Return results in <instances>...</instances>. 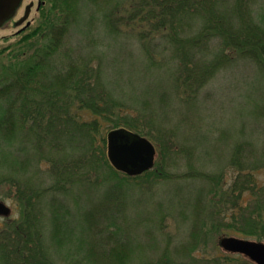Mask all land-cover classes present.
<instances>
[{
  "label": "trees",
  "instance_id": "16d2710c",
  "mask_svg": "<svg viewBox=\"0 0 264 264\" xmlns=\"http://www.w3.org/2000/svg\"><path fill=\"white\" fill-rule=\"evenodd\" d=\"M42 1L36 27L0 51H11L0 58V193L4 189L20 207V218L0 228V255L9 264L173 261L167 252L138 261L131 251L134 218L128 205L136 200L130 182L150 189L166 164L161 159L136 177L115 171L106 134L119 127L153 139L162 156L176 154L187 163L183 178L206 184L191 189L187 200L194 225L209 222L210 232L218 234L219 219L229 209L235 231L261 239L264 184L256 173L264 169V82L260 92L246 97L252 122L237 129L240 137L227 152L218 140L212 168L205 162L209 151L197 145L213 131L198 129L197 112L187 111L197 108L200 91L217 73L239 58L258 62L264 81V1ZM117 51L132 55L133 71L152 75L150 84L128 99L117 94L124 89L122 77L108 81L107 64L111 73L121 74ZM175 114L186 119L182 140H176L174 125H163ZM199 235L185 244L187 263H199L193 255Z\"/></svg>",
  "mask_w": 264,
  "mask_h": 264
},
{
  "label": "rangeland",
  "instance_id": "374dc122",
  "mask_svg": "<svg viewBox=\"0 0 264 264\" xmlns=\"http://www.w3.org/2000/svg\"><path fill=\"white\" fill-rule=\"evenodd\" d=\"M41 1L42 0H25L14 21L21 19L24 14L25 6L33 2L32 11L28 19L19 26L13 24L12 21L6 25L5 29H0V51L16 42L24 34L31 32V30L36 27L38 18L40 17L36 9ZM263 1L264 0H256L255 4L258 5V3H262ZM259 21L261 22V11ZM134 48L132 47L130 50H134ZM10 52V50L4 51L3 54L0 55V58H8ZM117 54H119V58L115 66L120 70L121 74L111 73L112 67L107 64L108 81L116 79L119 82L118 77H122L123 85L121 88L124 87V89L121 90L118 87L119 90L117 94L118 97L122 96L128 99V96L132 95L133 92L141 93L143 88L150 84L148 78L152 77V75L144 72L141 73L140 70L133 71V67L130 66L129 63L132 55L129 56V52L119 53L117 51ZM0 60L2 61V59ZM236 64L239 65L238 68H235ZM258 64V62L255 63L250 58H239L235 62L225 65L210 82L209 86L204 87L200 91V101L197 108L192 112L186 110L188 116H193L194 113L197 112L198 116L193 119V123L198 129L201 131L211 129V131H213L210 140L209 137L211 133H208V141L206 137H203L204 140H201L197 145L198 149L209 151V156H207V154L205 155V162L209 165V168L213 167L209 159L211 156L214 157L216 155L215 147L218 145V140L221 141L222 151L227 152L228 148L232 146V143L240 137L237 133V129H242L244 125L247 126L252 122L246 97L254 94L257 88L258 92H260L263 85L264 81L261 80V70ZM259 100H261V98ZM152 107L155 106L152 105ZM174 108H177L176 104H174ZM150 109L152 108H149V110ZM181 115L182 114L171 115V118L163 124L167 128L171 125L176 127L178 132L176 140H182L185 134V128H187L185 123L186 119L181 117ZM87 117L92 118V114L88 112ZM110 131L111 130L108 132ZM250 133H252V136L255 134L254 130H250ZM188 138L191 139L190 137ZM147 139L154 145L156 151L153 170L161 159L166 166L165 168L162 167L160 173H158V176H160L158 182L156 181L149 185L151 187L150 189L141 190L137 188L134 183L130 182V184L133 185L131 187V193L134 200H136L134 205L132 203L128 205L130 208L129 213L134 218L133 222H131L133 227L130 228V238L132 243L131 251L136 254V259L139 257L138 261L142 259L154 261V259H159L167 252L173 259L170 264H174L173 262H178L179 264H195L194 262L187 263L185 255L187 249L184 250V247L186 243H194L195 234V238H197L200 233L198 239L199 243L197 244L196 250L193 252L195 259L199 262L198 264H241L247 258L239 254L229 253L222 249L217 244L219 238L226 235L227 237L234 236L253 241L261 240V242H264V232L261 233V239H259L255 235H246L242 232L235 231L233 226L230 225L232 220L229 209L225 210L223 216L219 219L223 226L218 234L210 232L211 223L209 222L205 224V227L199 224V221L198 225H194L192 222L195 221V218H193V212L187 205V200L190 197L191 189L198 186L202 187L206 184L200 181V179L195 180L196 177L194 176L183 178V174L187 170L186 161L178 160L175 156L176 154L174 155L173 153L169 157L167 154L162 156L160 154V150L163 151L161 145L151 138ZM207 160L209 161L207 162ZM44 169L48 175L49 172L47 168H42V170ZM231 173L232 172L226 173L228 184L232 183L234 180V176H231ZM256 174L259 182L264 184V169H261ZM31 177L33 176L27 177L29 181ZM14 179L17 181L15 177ZM139 182L143 184V180ZM49 184L50 180H47V185ZM20 186L22 189L24 188L23 184H20ZM262 190L264 191V189ZM247 199L248 197L243 195V205L241 204L243 208ZM0 202H3L11 209L9 214L0 213V228L4 229L6 225L12 224L15 220L20 218V207L17 205L14 198L6 195L4 189L0 193ZM43 208L44 206H41L39 210L42 211ZM241 209H237L233 214L236 215ZM261 209L264 211L263 201H261ZM241 214L242 212L239 217ZM42 217H44V214H41V218ZM141 220L144 222L136 223V221ZM259 221L261 222L262 219ZM224 226L225 230L223 229ZM192 231L194 232V236L191 234ZM190 239H194V241L191 242ZM183 259L185 260L182 261ZM9 263L10 262L4 258L3 254L0 255V264ZM135 263H137V261Z\"/></svg>",
  "mask_w": 264,
  "mask_h": 264
},
{
  "label": "water",
  "instance_id": "95a60500",
  "mask_svg": "<svg viewBox=\"0 0 264 264\" xmlns=\"http://www.w3.org/2000/svg\"><path fill=\"white\" fill-rule=\"evenodd\" d=\"M23 0H0V26L14 16ZM31 5L26 8L25 18ZM108 158L111 164L128 175H140L153 167L155 147L145 137L119 128L108 133ZM10 209L0 202V213L9 214ZM220 245L227 251L242 253L256 264H264V243L238 237H222Z\"/></svg>",
  "mask_w": 264,
  "mask_h": 264
}]
</instances>
